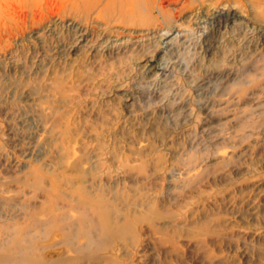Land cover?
Segmentation results:
<instances>
[{"label":"rangeland","instance_id":"obj_1","mask_svg":"<svg viewBox=\"0 0 264 264\" xmlns=\"http://www.w3.org/2000/svg\"><path fill=\"white\" fill-rule=\"evenodd\" d=\"M163 1L0 0V264H264V0Z\"/></svg>","mask_w":264,"mask_h":264},{"label":"bare ground","instance_id":"obj_2","mask_svg":"<svg viewBox=\"0 0 264 264\" xmlns=\"http://www.w3.org/2000/svg\"><path fill=\"white\" fill-rule=\"evenodd\" d=\"M164 1H165V0H164ZM164 1H163V2H164ZM166 1H169V0H166ZM162 4H163V3H162ZM162 4H161V6H163ZM164 6H165V5H164ZM164 6H163L162 10H163V11H167V10H165L166 7H164ZM167 8H168V7H167ZM171 10H172V9H171ZM222 11H224V10H223V9H218V10H217V12H219V13L222 12ZM167 12H168V11H167ZM171 12H172V11H171ZM200 24H201V23H200ZM106 216H107V215H106ZM106 216H105V213H104V215H103L102 218H103L104 228L107 230L108 227H109V226H108L109 223H108V220H107ZM108 219H109V218H108Z\"/></svg>","mask_w":264,"mask_h":264}]
</instances>
